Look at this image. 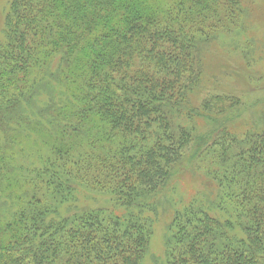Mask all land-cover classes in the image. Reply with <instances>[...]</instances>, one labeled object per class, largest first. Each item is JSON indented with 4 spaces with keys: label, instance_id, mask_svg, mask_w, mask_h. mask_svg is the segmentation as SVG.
<instances>
[{
    "label": "trees",
    "instance_id": "1",
    "mask_svg": "<svg viewBox=\"0 0 264 264\" xmlns=\"http://www.w3.org/2000/svg\"><path fill=\"white\" fill-rule=\"evenodd\" d=\"M239 5L10 1L0 264H142L163 199L174 211L155 264H264V123L226 126L240 99L204 86L198 56L208 17ZM197 168L208 199L174 198Z\"/></svg>",
    "mask_w": 264,
    "mask_h": 264
},
{
    "label": "rangeland",
    "instance_id": "2",
    "mask_svg": "<svg viewBox=\"0 0 264 264\" xmlns=\"http://www.w3.org/2000/svg\"><path fill=\"white\" fill-rule=\"evenodd\" d=\"M10 1L0 0V43ZM238 1L240 7H233L234 17L225 14L222 7L217 9L215 16L208 17L209 24H217L204 29L203 38L208 41H203L198 33L202 41V53L198 52V56L204 61V86L214 91L212 93L234 95L240 99L234 113L229 114L233 121L226 124L231 131L240 135L250 127L261 128L264 123V0ZM222 2L225 4L226 0ZM203 16H190L191 21L185 23L187 35L192 36V24ZM202 126L205 127L206 123L203 122ZM184 172L181 173V182L175 185L179 192L176 189L172 196L189 200L200 194L208 199L207 193H201L208 192L205 181V184L202 182L206 179L202 171L197 168L190 173L192 176L189 179L187 176L184 178ZM208 184L212 185L210 181ZM171 203L162 200L151 246L142 264L165 260V235L174 211Z\"/></svg>",
    "mask_w": 264,
    "mask_h": 264
}]
</instances>
